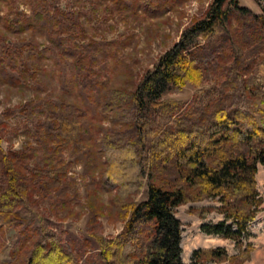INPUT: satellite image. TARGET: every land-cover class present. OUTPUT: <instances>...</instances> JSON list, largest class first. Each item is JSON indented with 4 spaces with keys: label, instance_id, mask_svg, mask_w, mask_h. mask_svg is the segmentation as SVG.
<instances>
[{
    "label": "trees",
    "instance_id": "1",
    "mask_svg": "<svg viewBox=\"0 0 264 264\" xmlns=\"http://www.w3.org/2000/svg\"><path fill=\"white\" fill-rule=\"evenodd\" d=\"M107 1L132 15L138 8L144 13L161 7L170 11L185 2ZM260 6L256 14L239 0H211L128 89L108 88L105 81L94 79L92 49L75 43V27L58 25L52 12L34 9L20 21L6 18L7 32L42 36L47 51L73 60L75 69L85 73L79 77L80 87L88 100L94 97L97 112L88 117L83 106L64 99L50 105L36 128L37 160L34 149L6 151L0 146V233L13 229L27 237L2 246L0 263L82 264L49 229L37 195L50 201L68 187L72 163L66 156L81 162L90 184L110 196L103 218L122 223L113 238L90 235L97 254L85 264H184L182 224L175 210L203 201L219 206L190 208L189 214L205 221L216 213L223 221L203 224L200 232L233 242L238 255L229 256L222 248L198 249L191 263L250 261L252 246L244 244V237L263 204L256 182L258 167L264 166ZM0 75L16 81L6 73L3 58ZM186 85L197 89L188 105L168 98ZM99 213L93 211L95 220Z\"/></svg>",
    "mask_w": 264,
    "mask_h": 264
},
{
    "label": "rangeland",
    "instance_id": "2",
    "mask_svg": "<svg viewBox=\"0 0 264 264\" xmlns=\"http://www.w3.org/2000/svg\"><path fill=\"white\" fill-rule=\"evenodd\" d=\"M136 1L143 5L142 0ZM210 2L185 0L170 11L161 7L159 12L150 9L144 13L138 8L136 15L113 8L107 0H8L0 4V58H3L6 73L16 80L12 83L0 75V146L6 151L34 149L37 160L36 128L44 121L50 105L64 99L66 103L83 106L88 117L94 118L97 112L94 97L88 100L87 93L80 87L79 77L85 73L75 69L73 60L47 51L48 44L42 36L7 32L3 24L6 18L20 21L25 15L30 16L34 9L52 12L58 25L65 29L75 27V43L84 42L92 49L91 55L96 62L94 79L105 81L108 88L128 89L178 41L191 19L198 15L197 11H204ZM239 2L256 14L262 11L260 5L264 6L262 0L261 4L256 0ZM42 49L45 52L39 54L37 50ZM196 90L186 85L181 92L168 98L186 106ZM103 123L108 126L105 119ZM65 159L72 163L67 176L68 187L50 201L37 194L41 201L39 207L43 217L48 219L49 229L85 264L88 257L97 254L90 243V235L113 238L120 232L122 223L112 224L103 218V213L110 207V196L100 194L101 191L90 184L81 162L74 158L75 162H72L68 156ZM258 170L257 190L263 204L244 237V244L252 246L250 261L244 264H264V166H259ZM139 199L145 201V192ZM217 206L215 201H203L175 210V217L182 224L181 257L184 264H192L191 254L197 249L222 248L229 256L238 255L233 242L200 232L201 225L217 224L223 221V216L210 213L205 221H201L189 214L190 208ZM94 210H100L97 220L93 217ZM93 219L95 222L92 223ZM20 238L27 237L6 229L0 233V249Z\"/></svg>",
    "mask_w": 264,
    "mask_h": 264
},
{
    "label": "bare ground",
    "instance_id": "3",
    "mask_svg": "<svg viewBox=\"0 0 264 264\" xmlns=\"http://www.w3.org/2000/svg\"><path fill=\"white\" fill-rule=\"evenodd\" d=\"M260 175H258V177H259ZM182 246V249H183V244L181 245ZM184 251H185V249H184Z\"/></svg>",
    "mask_w": 264,
    "mask_h": 264
}]
</instances>
